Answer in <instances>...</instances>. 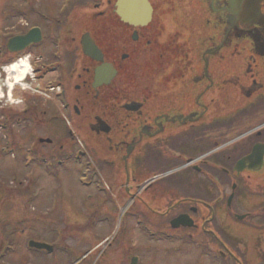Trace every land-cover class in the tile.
<instances>
[{
  "label": "flooded vegetation",
  "instance_id": "flooded-vegetation-1",
  "mask_svg": "<svg viewBox=\"0 0 264 264\" xmlns=\"http://www.w3.org/2000/svg\"><path fill=\"white\" fill-rule=\"evenodd\" d=\"M150 1L146 27L123 22L117 0H69L59 20L31 0L32 22L0 27V145L25 155L48 147L42 156L58 165L68 136L89 134L113 213L137 206L140 225L102 236L77 264H131L138 231L158 238L154 264H264V0L259 22L243 0ZM86 34L118 71L99 93L102 63L84 53ZM20 60L31 69L23 81ZM98 118L110 134L94 131Z\"/></svg>",
  "mask_w": 264,
  "mask_h": 264
},
{
  "label": "rangeland",
  "instance_id": "rangeland-1",
  "mask_svg": "<svg viewBox=\"0 0 264 264\" xmlns=\"http://www.w3.org/2000/svg\"><path fill=\"white\" fill-rule=\"evenodd\" d=\"M30 1L0 0V27L11 26L22 18L32 22L28 12ZM88 1L83 6L95 3ZM68 2L35 0V5L42 13L51 12L53 19L59 20L61 7ZM69 85L71 88V82ZM67 144L61 159L63 165L59 166L49 153L42 156L50 152L48 147L43 148V153L25 155L5 152L0 145V264H77L79 253L95 246L102 236L111 235L113 230V236L120 235L127 227L135 229L140 225L137 206L113 213L109 171H101L104 165L86 146L85 135L76 131L68 136ZM79 151L87 156L78 160ZM44 161L50 165L46 166ZM98 174L106 189L92 183L99 180L95 178ZM81 228L91 235L88 242H83ZM132 236L139 257L146 256L152 264L158 261V238L143 240L139 231ZM31 242L55 250L39 251L30 247Z\"/></svg>",
  "mask_w": 264,
  "mask_h": 264
},
{
  "label": "water",
  "instance_id": "water-1",
  "mask_svg": "<svg viewBox=\"0 0 264 264\" xmlns=\"http://www.w3.org/2000/svg\"><path fill=\"white\" fill-rule=\"evenodd\" d=\"M238 0H234V5L239 4ZM244 1V15L248 16L250 19H253L256 22L262 21L263 14L261 13L260 8L257 6L261 0H243ZM154 13V8L151 4L150 0H117L116 3V14L118 17L126 23L134 27H146L152 21ZM238 13H235L237 16ZM32 35H28L21 39L22 42L31 43ZM134 39L137 40V36H134ZM82 47L86 56L90 57L92 60L101 62L102 65L96 69L95 73V81L93 83V87L98 91L100 87L104 85H109L118 75V71L115 69L114 65L108 64L104 62V56L98 45L92 39L90 34L84 35L82 39ZM259 50H261L262 55H264V50L261 49V46H257ZM93 99H91L92 101ZM104 98L98 99L99 102L104 101ZM133 105H126V109L135 111L132 107ZM97 133L110 134L111 129L106 124V122L98 118L97 123L95 125V129ZM244 162H241L239 165H243ZM32 248L38 250H48L51 251L52 248L40 243L31 244ZM132 264H137V259L135 258Z\"/></svg>",
  "mask_w": 264,
  "mask_h": 264
},
{
  "label": "bare ground",
  "instance_id": "bare-ground-1",
  "mask_svg": "<svg viewBox=\"0 0 264 264\" xmlns=\"http://www.w3.org/2000/svg\"><path fill=\"white\" fill-rule=\"evenodd\" d=\"M13 71H14L16 80L18 81L25 80L30 73L28 60L23 61V67H15Z\"/></svg>",
  "mask_w": 264,
  "mask_h": 264
}]
</instances>
